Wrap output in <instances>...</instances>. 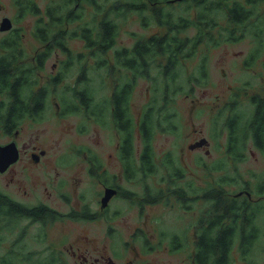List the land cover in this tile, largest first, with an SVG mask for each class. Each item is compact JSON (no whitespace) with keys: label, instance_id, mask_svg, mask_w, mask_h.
I'll use <instances>...</instances> for the list:
<instances>
[{"label":"flooded vegetation","instance_id":"af4514ba","mask_svg":"<svg viewBox=\"0 0 264 264\" xmlns=\"http://www.w3.org/2000/svg\"><path fill=\"white\" fill-rule=\"evenodd\" d=\"M13 1L16 3V15L3 16L0 31L5 33L0 36V43L10 35L17 34L20 46L10 57L12 63L8 68L11 81L16 87L11 93L3 89L0 91V95L3 93L7 95L6 98L0 97V126L10 135L19 134L23 129V123L27 124L29 137L21 144L15 138L0 144L1 146L15 142L19 152L17 160L9 164L6 169H0L2 177H6L8 173L10 175L5 188L0 187L2 197L0 200L4 202L2 216H6L8 220L20 217L29 224L36 223L49 228L67 219L94 222L105 216L115 220L112 215L117 210L111 206V201L123 193L125 197L131 198L134 193L120 184L119 180L122 177L143 183L142 208L160 201L168 205L172 196L166 194V190L171 188L169 182L173 183L184 177L188 179L189 168L184 159L181 160L178 152L177 158H171L173 155L168 154L163 159V167L167 174L164 175L163 182L166 186L158 188L155 192L152 191L150 183L145 178L157 163L152 152V140L157 129L171 132L173 133L171 135L179 137L184 134V124H189L188 137L183 143L184 153L186 148L192 151L206 148L205 151H211L209 148L211 139L216 145L221 143V146L216 148L219 150L223 146L233 161H243L249 151L252 155L255 150L264 153V82L261 87L263 90L247 84L236 92L232 90L219 107H215V103L220 102L218 99L208 97L207 101H202V98L190 93L186 94L183 98L189 99L187 121L186 116L178 108V99L185 93L186 84L194 85L202 83V80H208L207 53L201 54L197 70H190L188 65V60L205 42L214 47L222 42L234 45L251 39L253 44L251 48L247 52L239 48L237 56L244 55L242 65L245 70H252L256 65H262L264 71V20L260 14L263 12L261 5L264 0H226L227 3L195 0H46L39 3V0H33L37 6L36 10L25 7L22 10L20 6H24L21 3L24 0ZM191 1L192 4L186 3ZM61 2H68L69 6L60 13L62 15L60 23H56L53 31L50 32L52 36L48 39L40 36L38 28L51 20L49 12H54L53 8ZM165 7L173 8L177 14L173 15L171 11L165 12ZM212 10H215V16H212ZM27 13L41 14L36 21L35 36L42 45L33 48L30 61L26 60L27 55L22 46L21 29L15 26V18H21ZM186 14L191 21L194 20L190 27L185 25L183 15ZM216 17L218 20L214 23L220 25L215 26L211 31L202 32L196 29L194 34H189L188 30L193 29L196 22L213 21ZM4 18H9L12 26L2 30ZM132 18L138 19L140 26L147 31H138L133 25L125 28V34L120 39L118 19ZM251 19L253 24L247 27ZM153 25L164 27L165 30L154 32L151 29ZM73 40L82 41L84 47H74L71 43ZM3 50L7 52V49ZM53 54L64 55V58L55 63L58 65V71L53 75H47L51 79L41 84V70L45 69L46 62ZM142 79L151 83L152 93L141 110L139 120L135 121L133 96L135 88ZM103 82L109 94L102 92ZM124 88H128V91ZM62 89L65 90V94H62L63 102H55L62 117L81 112L87 120L106 125L108 120L104 117L105 103H112L110 116L112 114L119 135L117 153L122 172L111 171L97 151L89 147L83 148L87 156L88 172L97 178L101 186L100 208H95L93 211L89 204L81 208L73 203H70L69 207L60 204L48 191L49 188L55 187L52 181L55 164L50 162L48 165H42L48 149L38 144L40 131L37 130V120L42 117L48 105L49 93H59ZM66 96H70L68 100L64 99ZM207 108L211 111L210 121L221 120L222 129L226 130L227 134L225 136L222 134L218 141L211 134H208L209 138L195 129L196 118H200L202 111ZM119 113L121 115L126 113L131 132L127 134L126 131L123 132L121 119L120 124L117 121ZM260 120L263 123L252 126ZM193 129L196 138H192ZM235 134L242 136L235 138ZM146 140L149 142L147 143ZM232 150L239 153H231ZM126 153L130 154L129 164L124 162ZM201 157L200 154L197 156L198 163ZM175 162L178 165L173 169ZM18 163L21 165L20 174L15 169ZM139 165L144 172L138 180L136 167ZM30 167L39 170L43 167L46 184H40L36 188L27 183L23 174H29ZM261 172V175L254 176L251 181H242V186L232 194L228 192L227 187L219 186V181L217 185L203 187L195 180L188 179L191 189L185 190V186H177L182 193L173 197L178 204L183 205V208L192 209L193 206L188 204L190 201L200 203L197 222L193 226L194 242L203 226H212L215 230L225 224L235 225L237 231L244 233L247 239L252 236L255 237V241L258 239L264 232V171ZM8 185L9 190H7ZM107 193L109 196L105 204L103 198ZM66 198L69 199L68 196ZM11 211L16 212L17 215H10ZM224 214L228 216L224 217ZM138 229L137 233L143 231L141 226ZM95 232L94 225L89 226L86 234L73 231L69 227L64 230L63 239L68 238L69 254L77 260L75 264H121L114 257L119 254L120 249H111L108 243L97 246ZM127 243L126 240L124 245ZM161 243V240H158L157 246ZM179 243L180 238L173 235L172 247H179ZM74 246L77 250L73 248ZM234 246L239 248V236ZM17 247L8 250L7 253L24 254L29 264H34L39 258L38 253L56 257L58 251L67 261L64 250L58 248L48 249L46 246L37 250L31 247L21 252ZM89 248L92 249L91 252ZM195 249L194 247L193 259L196 264ZM137 258L138 256L136 260ZM153 263L152 260H145L141 264ZM122 264H135V261L133 258H126Z\"/></svg>","mask_w":264,"mask_h":264},{"label":"rangeland","instance_id":"374dc122","mask_svg":"<svg viewBox=\"0 0 264 264\" xmlns=\"http://www.w3.org/2000/svg\"><path fill=\"white\" fill-rule=\"evenodd\" d=\"M39 1V3L46 2V0ZM261 7L263 12L260 14L264 20V2ZM164 9H166L165 12L171 11V14H177L173 8L165 7ZM5 15H16V3L13 0H0V22ZM40 16L41 14L27 13L21 18H15V26H18L23 34L22 46L25 49L27 61L31 60L33 48L42 45L41 41L35 36L36 21ZM118 21L119 31H121L120 39L125 34V28L133 25L138 31H147L140 26L138 19H118ZM252 24L253 20L251 19V23L247 27H251ZM151 29L154 32L165 30L164 27L155 25ZM188 32L189 34H194L195 29H189ZM4 33V31H0V36ZM71 43L77 48L84 47V43L80 40H73ZM252 45V40L247 39L234 45L222 42L220 45L213 47L208 42H205L200 46L198 52L188 60V65L190 70H197L198 62L200 63L201 61V54L207 53L208 80L206 79L204 83H195L194 85L186 84L185 93L179 97L178 108L186 116V121L189 99L183 97L188 93L202 98V101H207L208 97L218 99L220 102L215 103V107H219L232 90L236 92V90H240L241 86L246 84L254 85L256 88L262 87V82H264L262 65H256L255 69L252 70H245L242 65L244 55L237 56L239 48H243L247 52ZM62 58H64V55L57 54H53L49 58L45 69L41 70V84L51 79L47 75H53L58 71V65H55V63ZM102 85V92L109 94L107 87H104L106 84L103 82ZM260 90L263 89L261 88ZM151 93V83L146 79L140 80L135 88L132 104L135 121L139 120L141 110L149 100ZM62 94H65L64 89L60 90L59 93H49L47 98L48 105L42 117L37 120V130L40 131V142L38 144L48 149L42 165H48L50 162L55 164V172L52 174V181L55 187L49 188L48 191L60 204L69 207V204L73 203V205L80 208L85 204H89L93 211L95 208H100L99 191L101 186L97 182V178L91 176L88 172L87 156L83 148L89 147L93 151H97L111 171L122 172V165L117 153L119 135L112 120V114L110 116L112 103H105L104 117L108 121L104 125L101 122L97 123L94 120H87L81 112L70 113L62 117L55 103L57 101L63 102ZM2 96L4 98L7 97L5 93L0 95V97ZM69 97L66 96L64 99L68 100ZM210 117V109L203 110L201 117L195 120V129L206 136L211 134L218 141L221 139L222 134L225 136L227 133L224 128L222 129L221 120L213 121L212 119L210 121ZM99 118L101 119L100 115ZM184 125V134L179 137H175L171 135L173 133L164 132L161 129L155 131L152 140V152L157 159V163L154 165L152 172L145 178L150 183L149 186L153 192L166 186V183L163 182L164 175H167L165 174L166 169L163 167L164 157L169 154L170 156L173 155L171 158H177V152L181 160L183 158L188 165V179L195 180L198 185L203 187L217 185L219 181L218 185L227 187L230 194L242 186V181H251L254 176L261 175V171H264V153L262 151L255 150L253 155L249 151L248 156L243 161H233V158L226 156L223 146L219 150L216 148L221 146V143L216 145L212 139L209 145L211 151H205L206 148L195 151L186 148L184 153L183 143L186 141L187 132L190 130L189 124ZM27 127L28 125L23 123V129L19 134L13 133L16 135L14 136L4 132L0 126V144L12 138L17 139L21 144L29 137ZM195 129H193L192 138H196ZM217 133L219 134L217 135ZM199 154L202 157L198 163L197 156ZM177 165V162H175L173 169ZM20 167V163L15 165V169H17L19 174ZM40 169L30 167L29 174H23L29 185H34L37 188L40 184H46L43 167ZM136 172L139 180L144 172L140 165L136 167ZM9 177V173L6 177L0 175V187L2 189L5 188ZM75 179L76 181H74ZM188 179L184 177L177 179L173 183L169 182L171 188L166 190V194L172 196L168 205L160 201L156 204H147L142 208L143 183L141 181H129L122 177L119 180L120 184L134 191V193L131 198L125 197L123 193L111 201V206L117 210L112 215V217L116 218L115 220L108 219L105 216L94 222L67 219L53 228H49L36 223L29 224L25 219H20V217L8 220L6 216H2L0 208V255L7 253L8 250L17 247V245L18 251L21 252L24 249L27 251L31 247L39 250L47 246L48 249L58 248L64 250V257L68 263L75 264L77 260L69 254L68 238L63 239L64 230L69 227L73 231L86 234L89 226L94 225L96 227L97 246H103L108 243L109 248L120 249L119 254L114 257L121 264L126 258H133L135 264H141L145 260H152L153 264H195L193 259L195 247L193 226L197 222L200 203L199 201H190L188 204L193 206V208H183V205L178 204L173 197L182 193L177 187L178 185L180 187L185 186V190L192 188L191 184L188 183ZM8 187L9 185L7 190H9ZM214 195L213 193L212 196ZM139 226L143 228V231L137 233ZM173 235L180 238L179 247H172ZM126 240L128 243L124 245ZM158 240H161L162 243L157 246ZM257 242L259 244L256 246L255 253L257 258L264 264V232L253 243V247ZM151 245H154V247ZM73 248L77 250L76 246ZM89 250L91 252L92 249L89 248ZM233 254L234 264H241L242 259L236 246L233 248ZM40 256L41 254L38 253L37 257ZM136 256H138V261ZM0 264H2L1 261Z\"/></svg>","mask_w":264,"mask_h":264},{"label":"trees","instance_id":"16d2710c","mask_svg":"<svg viewBox=\"0 0 264 264\" xmlns=\"http://www.w3.org/2000/svg\"><path fill=\"white\" fill-rule=\"evenodd\" d=\"M154 1H160V0H154ZM196 2H223L227 3L226 0H195ZM33 0H24V2H21L24 6H20L22 10H24V7L27 9L36 10L37 6L35 3H33ZM69 2V1H68ZM68 2H61L58 4L54 12H49L51 16V20L46 23L43 27L38 28V32L40 36L45 37L48 39L52 36L50 32L53 31L55 24L60 23L62 15L60 14L63 12V10H66V7L69 6ZM188 4H192L193 2H186ZM236 4H239V2H236ZM185 14V13H184ZM212 16H215V10H212ZM183 18L185 19V25L189 26L191 25V22L194 20H190L188 15H183ZM236 18L238 19V15H236ZM218 17L214 18V20H203L201 22H196V25L194 29H198L202 32L205 31H211L215 26L220 25L217 23H214V21H217ZM92 29V28H91ZM20 44H18L17 41V34L10 35L9 38L3 40L0 43V91L1 89L5 90L6 92H12L14 91L16 85L13 84L10 78V71L8 70L9 66L11 65L12 61L10 57H12ZM3 49H7V52ZM205 72V70H204ZM206 73V72H205ZM199 77L202 78V75L199 74ZM206 80H202L201 82L204 83ZM126 91H128V88H124ZM120 119L122 122L121 127L123 132L127 134L130 131L129 120L128 117L125 114H120L117 117V121L120 124ZM257 123V124H256ZM263 123V121H256L252 126H258L259 124ZM128 127V128H127ZM242 136L241 134H235L234 137ZM245 138V136H244ZM148 143L149 141L146 140ZM231 153H239L236 150L230 151ZM124 162L129 164L128 160L130 157L129 153L125 154ZM226 156L230 157L229 152L226 151ZM0 198L1 193H0ZM4 202L0 200V208L1 212L3 213V204ZM10 215H17L16 212L11 211ZM227 214H224V217H227ZM240 239V246H239V254L242 259L241 264H262V262L257 258L256 256V246L253 247V243L255 241V237L252 236L249 239H247V236L237 231V227L235 225H222L218 229H215L212 226H203L201 230L198 232V236L195 241V262L196 264H234V254H233V248H234V242L238 238ZM0 261L2 264H29L26 261V256L24 254H8L4 253L0 255ZM34 264H69L67 261L64 260L63 256L60 254V251H58L56 257H48L41 255Z\"/></svg>","mask_w":264,"mask_h":264},{"label":"water","instance_id":"95a60500","mask_svg":"<svg viewBox=\"0 0 264 264\" xmlns=\"http://www.w3.org/2000/svg\"><path fill=\"white\" fill-rule=\"evenodd\" d=\"M12 26V22L9 18H4L1 29H9ZM19 156L18 148L15 142H11L7 145L0 146V169L4 170L8 167L9 164L17 160ZM107 196V197H106ZM103 198L104 203L106 204V199L109 196V193L106 194ZM104 204V205H105Z\"/></svg>","mask_w":264,"mask_h":264}]
</instances>
